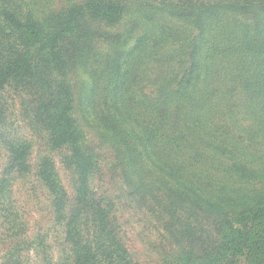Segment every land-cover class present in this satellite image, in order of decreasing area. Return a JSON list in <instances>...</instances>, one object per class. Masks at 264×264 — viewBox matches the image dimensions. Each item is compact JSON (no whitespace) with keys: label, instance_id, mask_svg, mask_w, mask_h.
<instances>
[{"label":"trees","instance_id":"16d2710c","mask_svg":"<svg viewBox=\"0 0 264 264\" xmlns=\"http://www.w3.org/2000/svg\"><path fill=\"white\" fill-rule=\"evenodd\" d=\"M60 1L40 13L31 0H0V92L28 93L27 112L51 149H70L74 200L51 157L43 158L38 175L74 264H142L113 226L112 207L92 187L108 151L133 196L152 198L177 219L171 223L176 264L241 258L264 264V195L240 205L232 200L240 209L218 208L231 198L215 202L197 184L211 150L219 164V156L233 157L226 168L237 171L243 159L235 157L247 149L235 141L236 119L264 116V0ZM171 19L189 34L173 29ZM151 74L154 91L143 95L138 85ZM76 96L97 122L96 139L79 118ZM7 144L11 163L0 176V213L9 243L0 264H25L26 250L40 244L9 195L11 173L32 168V144L11 137ZM185 218L213 220L214 234L183 230Z\"/></svg>","mask_w":264,"mask_h":264},{"label":"rangeland","instance_id":"374dc122","mask_svg":"<svg viewBox=\"0 0 264 264\" xmlns=\"http://www.w3.org/2000/svg\"><path fill=\"white\" fill-rule=\"evenodd\" d=\"M31 2L40 13H47L63 5L60 0ZM169 22L175 25L171 26L173 29L189 34V27L187 29L186 26H180L175 19ZM173 45L178 49L176 44ZM168 48L171 49V45ZM101 49L111 52L112 48L103 43ZM152 78L151 74L138 85L143 89V95L154 91ZM29 99V94L18 87H7L0 92V176L9 169L11 163L10 146L7 144L9 137L29 141L32 144L29 156L32 168L25 174L11 173L9 195L15 212L27 221L29 237L40 244L26 250L25 264H51V259L52 264H74L64 226L56 220L51 194L38 175V165L43 158L51 157L70 199L74 200L77 176L70 163V149H51L46 131L36 127L27 112ZM76 99L79 118L85 123L89 138L96 139L97 122L86 109V103L82 104L78 96ZM236 121V128L233 129L236 134L235 141L247 149L245 156L235 157L237 160L243 159L241 165L237 167V171H232V167L227 169V163L231 162L233 157L219 156L223 161L219 164V160L214 161L218 157L213 154L214 150H211L209 152L211 156L205 159L206 168L200 170L201 180L197 182L203 191L214 196L211 197L215 202H218L222 195L224 200L231 198L230 204L219 203L216 205L218 208L240 209L241 207L234 205L232 200L240 205L244 201H251L257 194L264 195V116L256 118L243 116L241 113ZM100 167L92 180V187L96 196L102 199L104 204L112 207L113 226L130 255L142 264H176L174 255L176 241L173 235L177 229L171 226V223L177 219H172V213L168 209L167 211L162 209V205L152 198L135 197L131 194V188L121 177L110 151L104 154ZM144 171L149 173L147 170ZM185 219L183 224L179 222L183 230L187 226L195 234L206 231L205 235L209 234L208 238L215 232L213 220L205 219L202 223H197L195 219ZM7 235L8 231L0 213V255L7 249L9 243ZM202 247L204 249L208 245ZM237 264H245L244 259L241 258Z\"/></svg>","mask_w":264,"mask_h":264}]
</instances>
